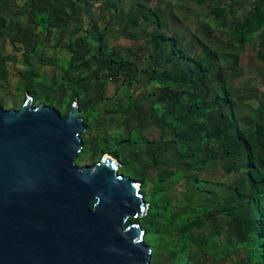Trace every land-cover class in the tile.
<instances>
[{"label": "trees", "instance_id": "trees-1", "mask_svg": "<svg viewBox=\"0 0 264 264\" xmlns=\"http://www.w3.org/2000/svg\"><path fill=\"white\" fill-rule=\"evenodd\" d=\"M28 1L5 0V8ZM90 1L101 3L104 0H30L28 16L32 20V36L25 35L22 41L14 37L22 25L18 21L0 15V24L4 26L2 32L12 28V34L9 33L8 37L2 39L9 40L15 46L19 45L22 48V59L16 62V65L23 69L18 70V74L13 77L17 82L16 91L19 97L25 102L28 97H33L35 106L51 105L47 94H40L36 89L38 84L46 81L45 76L40 74V67L43 61L49 59V56L44 55L52 50L56 51L59 46L63 47L61 46L63 38L60 44L55 43L53 46L51 42L55 40L51 38L55 39L56 33L65 34L74 24L77 32L73 31V33L77 34H72L68 46L63 48L68 53L67 58L55 56L59 60L54 61L64 73L62 79L58 81L61 106L63 101L67 107L78 100L81 114L88 126L85 133L91 129L88 120L100 101H112V108H116L117 113H122L124 121L126 106L133 103L135 88L141 83L140 79L145 78L148 87L154 91L153 105L149 108V113L153 121H158L160 140H148L140 137L136 131L132 135L136 136L135 139L131 135L123 139L120 134L109 137L106 133L104 140L109 142L115 139L120 149L122 141L125 140L132 146L140 143L158 145L169 139L177 150V157L182 156L191 161L189 170L181 165L182 169L176 168V171L173 169L167 180L160 175L152 184L149 177L130 176L122 171L125 167L130 169L136 166L133 165L134 161L140 164L136 158L132 160L126 157L122 161L124 154L128 153V148L103 151L97 160L93 159L92 165L97 164L104 155H110L120 161L119 173L140 183L145 199L147 195L144 190L147 183L152 184V194L149 195V199L147 197L149 203L147 215L143 218L130 219L127 226L131 223H140L146 230L145 241L148 244L155 217H162L164 223L161 227L165 229L169 245L176 251H173V257L176 260L186 259L187 264H208L210 258L215 263H220L237 251H242L241 264H264L263 109L258 107L251 112L247 118L250 119V122H247L250 124L249 128H241L240 120L245 121V117L235 111L234 96L222 71L223 65L220 60L222 56H219L211 45L203 46L196 55L188 53L178 36L161 32L162 18L157 11L142 3V0L136 2L137 13L132 25L139 27L143 21L154 24V30L147 35L152 54L138 63L129 57H124L117 48L105 46L101 22L91 18L92 15L84 14L90 11L83 13V9L87 10L85 6ZM194 1L200 5L215 4L208 13L214 20L218 21L229 15L234 16L232 30L228 31L227 36L232 46L244 48L253 44L255 36L259 35L256 58L264 64V0H254L252 8L241 14L235 9L236 6L241 7L240 0ZM110 14L115 17V13L110 11ZM80 32L81 35H78ZM81 46H84L87 52L80 51ZM79 57H82L83 62ZM233 57H227V60L232 61ZM90 64H93V68ZM88 71L91 72L90 75ZM103 71L109 81L121 83L120 88L125 86L127 95L114 100L100 95L95 103L90 105L86 101L91 81L99 79L104 74ZM11 76L9 69L3 71L0 68V91L5 89V85H10ZM2 101L0 96L1 106L5 109ZM12 105L11 109L18 110L22 107L17 104ZM66 107L64 110L62 107L60 110L59 106L55 108L60 110L62 116H67L71 109ZM182 131L185 135H181ZM195 145H201L200 153L197 155L194 153ZM85 149L84 146L79 156ZM152 162H156V158H153ZM220 162L224 172L227 169L224 177L227 175L234 177L232 176L231 182L229 181L225 185L226 188L219 192L215 187L209 188L211 182L205 178V174L214 170ZM186 171L191 177L187 182L196 193L185 198L187 199L185 208H192L193 215L183 220L180 217L181 212L177 217L173 215L172 210L177 205H172L171 200L164 198L163 187L168 180L173 185L179 184L186 178ZM194 171H200V174L193 176L191 173ZM219 185L223 184L219 183ZM225 195H227L225 199L221 200ZM168 208L170 215H162L160 209ZM201 215H205V221H199ZM216 218L219 223L225 224L224 227L221 226L225 229L224 232L211 237L212 241L215 239L213 244L219 249V255L208 252L209 248L208 251L204 250L203 246L207 249L209 240L204 245L194 233L197 227L212 223Z\"/></svg>", "mask_w": 264, "mask_h": 264}, {"label": "rangeland", "instance_id": "rangeland-1", "mask_svg": "<svg viewBox=\"0 0 264 264\" xmlns=\"http://www.w3.org/2000/svg\"><path fill=\"white\" fill-rule=\"evenodd\" d=\"M2 1L4 3H2ZM240 1L242 3L241 7H235L239 14L245 13L252 8L254 4V0ZM29 2L30 0L27 3L19 4L20 6L12 4L6 9L5 0H0V10H2L0 15L18 21L22 25L21 29L18 28L17 34L14 35V37L20 41L24 39L25 35L29 37L32 36V20L28 16L30 10L28 6ZM136 2L137 0H104L101 3L90 1L89 4L85 6L87 10L83 9V13L84 11H90V13L84 14L92 15L91 18L101 22V28L104 31L105 46L110 48L115 47L124 57H129V59L140 63L147 56L152 54V48L148 43L147 35L154 30L155 26L153 23L146 21H143L139 27L132 25L133 19L136 18L137 13L135 8ZM142 3H145L148 7L158 12L163 20V27L160 28L161 32L170 34L171 36H178L188 53L196 55L203 46L211 45L212 48L217 51L218 55L222 56L220 58L223 65L222 71L234 96L235 111L238 115L243 114L245 117V121L242 122V120H240L241 128H249L250 124H247L248 121L250 122V119H247L249 118L248 115L258 107L263 109L262 113L264 114V64L260 63L256 58L259 35L255 36L253 44L246 45L244 48H236L231 45L227 37L228 31L232 30L234 16L229 15L224 19L218 21L214 20L208 13L215 4L208 3L206 5H200L194 0H142ZM110 11L115 13L114 18L112 14H110ZM2 30H4V26L0 24V68L3 71L9 69L12 80L10 81V85H5V89L0 91V96L2 97V103L5 105V109L9 110L13 106L12 104H17L20 107L25 104V100L19 97L16 91L17 82L13 79V77L18 74V70L23 69L21 66L16 65V62L22 59V48H20L19 45L15 46L9 40L2 39L3 37H8L9 33L12 34V28H8L5 32H2ZM73 31H76L74 24L65 34L56 33L55 39H53V37L51 38V40H55L51 42V46L55 43L60 44L63 38L61 44L63 47L59 46L56 51L52 50L48 52L47 55H44L49 56V59L48 61L42 62L43 65L40 67V74L45 76L46 81L42 82V84H38L36 88L40 94H47L51 102L49 106H59L60 110L61 107L62 110L66 107L65 101L62 102L61 106L59 97L60 92H58V81L62 79L64 73L62 70L60 71V68L56 66L54 61H58L59 59L56 57L59 58L60 56L67 58L68 53L63 48L68 46L71 41V35L77 34L73 33ZM78 35H81V32ZM81 47L80 51H85L84 46ZM85 52H87V50ZM75 56L82 55L75 54ZM88 56L90 58V55ZM232 56H234L232 61L227 60V57ZM79 59L83 62L82 57H79ZM92 66L93 64H90V67ZM103 73L104 74H102L99 79H92L91 81V88L86 101V103L90 105L95 103L100 95H104V97L113 100L126 97L127 95L125 86L120 88L121 83L109 81L107 79V74L104 71ZM88 74L90 75L91 72ZM140 80L141 83L135 88L133 103L130 106H126L127 110L125 112L126 115L124 114V121L122 120V113H117V109L112 108V101H100L97 104L92 117H89L88 120L91 129L82 136L83 140H85L84 146L86 149L84 153L76 159L78 165H92L93 159L97 160L103 151L124 150L128 148V153L124 154L122 161H124L126 157L132 160L136 158L140 164L134 161L133 165L136 164V166L130 169L126 167L122 169L126 175L146 176L152 180L153 184L160 175L167 180L173 169L175 171L176 168L182 169L180 167L181 165L189 170L191 161L182 156L177 157V150L169 139H165L166 142H160L158 145H144L140 143L138 145L132 144V146L125 140L122 141L120 149L115 139H111L109 142L104 140L106 133L109 137L120 134L122 135L121 138L126 139L129 135L132 136L135 131L140 137L147 138L148 140H160L158 121H153L151 113H149V108L153 105L152 94L154 91L148 87L145 78H141ZM129 92H131V89ZM72 104L66 108L71 109ZM123 104L125 105L126 102ZM217 115H219V112ZM245 122L246 124H244ZM184 133L185 132L182 131L181 135H185ZM135 137L136 136H132L133 139H135ZM200 146L201 145L193 146L196 155L200 153ZM153 158H156V162H152ZM221 164V162L218 163L214 170L205 174V178L211 182L209 188L213 189L215 187L219 192L221 189H225V185L229 181L231 182L234 177V175H227L224 177L227 169H225L224 172L223 167L220 166ZM199 172L200 171H194L191 174L194 176ZM189 177L190 175L187 172L186 178L179 184L173 185L168 180L167 184H165L166 186L164 185L163 187L165 190L164 198L171 200L172 205L180 206H176L172 210V212L174 211L173 215L177 217L181 212L180 217H182L183 220L193 215L192 208H185L187 203V199H185L186 196H191L192 193H196L195 189L187 182ZM219 183L223 185H219ZM152 184L147 183L144 190L148 199L149 195L152 194ZM227 195L221 197V200H224ZM160 212L164 216H167V214L170 215V208L166 210L160 209ZM205 220V215H201L199 221ZM163 223L162 217H155V224L152 226V235L148 239V245L153 250L151 264H187L186 259L176 260V258L173 257L176 251L169 245L165 229L161 227ZM224 225L223 222L219 223L218 218H216L212 223L197 227L194 232L195 236L201 240L204 245L209 240L207 249L203 246L204 250L208 251L209 248L208 252L219 255V249L213 244L215 239L212 241L211 237L214 235L216 236V234L218 235L219 232H224ZM219 226L223 227L219 228ZM241 254L242 251H237L236 254H231L229 259L220 263H215L211 258L207 262L208 264H241ZM211 257L215 258L213 255H211ZM216 259H218V257Z\"/></svg>", "mask_w": 264, "mask_h": 264}, {"label": "water", "instance_id": "water-1", "mask_svg": "<svg viewBox=\"0 0 264 264\" xmlns=\"http://www.w3.org/2000/svg\"><path fill=\"white\" fill-rule=\"evenodd\" d=\"M87 128L78 100L67 116L0 105V264H151L146 230L127 226L148 213L141 185L110 155L77 164Z\"/></svg>", "mask_w": 264, "mask_h": 264}]
</instances>
